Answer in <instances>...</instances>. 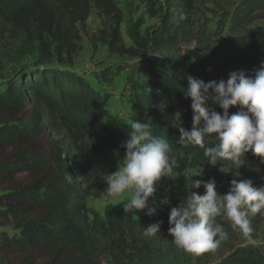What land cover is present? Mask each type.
I'll return each mask as SVG.
<instances>
[{
	"label": "trees",
	"instance_id": "trees-1",
	"mask_svg": "<svg viewBox=\"0 0 264 264\" xmlns=\"http://www.w3.org/2000/svg\"><path fill=\"white\" fill-rule=\"evenodd\" d=\"M161 1V24L153 37L148 33L141 36L133 27L129 32L133 46L127 48L120 34L122 14L114 0H0V85L5 87L0 93V181L15 174L32 175L29 185L8 190L0 198L6 204L0 207V229L9 230L0 232V264L114 263L119 254L134 248V229L143 231V227L163 221L160 232L168 234L169 211L182 199H166L170 185L166 176L157 183V212L152 217L144 210L137 211L140 216L133 219L135 211L124 210L127 200L106 204L102 214L87 206L89 198L100 199L106 188L103 182V187L93 183L88 155L111 149L124 151L120 145L127 139L128 124L135 119L150 120L153 133L168 139L173 148L171 159L179 171L203 165L202 175L196 180L215 178L218 192H227L219 176L226 170L231 180L234 178L236 169L231 161L220 159L215 166L209 165L202 148L176 142V127L192 126L191 100L183 92L189 75L209 82L226 79L231 71L252 74L264 63V26L224 44L219 52L188 69L147 55L150 43L157 51L161 43L174 45L192 39L188 14L193 0ZM143 2L149 14L157 17L158 0ZM250 3L235 12L234 31L251 25L256 12L262 10L264 16V0ZM92 10L109 22L110 27L98 34L111 55L140 57L137 77L126 82L131 93L130 118L118 129L109 128L103 120L104 105L110 99L107 92L94 89L87 78L73 72L45 68L53 62H70L78 26L85 28ZM27 60L31 64L22 65ZM122 71L108 67L94 78L99 86L108 88ZM7 72L10 76L5 78ZM207 106L222 112L211 99ZM238 110L235 106L229 112ZM40 136L49 141L47 151H33L29 146ZM217 143L213 134L208 144ZM14 148L11 158H1L2 152ZM64 155L70 159H64ZM260 159L249 152L245 161L244 178L251 179L255 186H264ZM192 191L204 193L203 187ZM248 220V238L261 239L264 210L250 213ZM209 252L197 254L198 261L205 263ZM222 264H264V252L260 248L236 250Z\"/></svg>",
	"mask_w": 264,
	"mask_h": 264
},
{
	"label": "clouds",
	"instance_id": "clouds-1",
	"mask_svg": "<svg viewBox=\"0 0 264 264\" xmlns=\"http://www.w3.org/2000/svg\"><path fill=\"white\" fill-rule=\"evenodd\" d=\"M183 95L191 100L192 126L190 129L181 125L176 127L179 131L177 143L199 146L207 164L213 166L218 160L225 159L232 162L234 169H240L249 152L261 158L260 162L264 164V63L252 74L244 70L231 71L226 79L219 81L205 82L189 75ZM209 99L222 112L209 108ZM235 106H239V110L230 114L229 109ZM128 125L127 139L120 145L125 149L121 163L115 172L107 173L101 179L111 198L130 193L124 203L125 212L146 210V215L152 217L157 212L154 196L157 183L174 172L175 162L170 156L173 148L168 139L153 133L150 120L135 119ZM213 134L219 143L209 146L208 140ZM113 151L119 157V150ZM202 172L191 174L187 168L183 172L175 171L177 177L188 178L187 195L177 206L171 207L168 214V234L172 242L178 248L196 254L215 250L221 239L226 238L227 233L218 217L227 218L233 227L247 234L251 231L249 214L264 210V186H255L248 178H233L228 191L220 194L215 178L192 179ZM233 176L240 177V171H234ZM201 187L204 189L202 195L192 191ZM150 197L152 203H149ZM162 223L157 221L143 227V235L156 236Z\"/></svg>",
	"mask_w": 264,
	"mask_h": 264
},
{
	"label": "rangeland",
	"instance_id": "rangeland-1",
	"mask_svg": "<svg viewBox=\"0 0 264 264\" xmlns=\"http://www.w3.org/2000/svg\"><path fill=\"white\" fill-rule=\"evenodd\" d=\"M116 7L122 14V23L120 25V34L125 47H131L132 42L129 39L130 30L138 31V34L143 36L146 33L149 37H153L154 30L158 29L161 24V5L162 1L158 0L155 9H158V16L152 17L149 14L147 6L143 0H114ZM248 5H251L250 0H193L191 12L188 14L190 21L191 40L180 42L174 45L161 43V47L155 51L152 43L148 45L147 55L158 56L169 60L177 65H183L185 68L192 69L196 65L210 58L216 52H219L223 45L232 42L241 36L252 33L257 28L264 26V16H261L262 10L253 15V23L242 30L234 31L233 17L237 10L243 11ZM109 22L98 15L96 10H92L87 19L84 29L78 26L77 37L73 39L74 53L67 61L66 65H59L55 62L45 66L46 69H57L70 71L79 76L87 78L91 86L100 91L107 92L110 99L104 105L103 120L111 129L121 128L128 123L130 118V91L126 82L128 78H136V64L140 57H119L111 55L102 41L99 40L98 32L101 29H108ZM108 31V30H107ZM166 35L163 40H165ZM31 64V60L23 62L22 65ZM122 68L114 81L112 87H101L94 78V74L105 68ZM10 73L5 74L8 78ZM4 85H0V93L4 91ZM48 139L45 136H40L29 143L33 151H47L49 149ZM115 149L103 151L98 155L90 153L87 161L91 167L93 183L103 187L100 182H103L101 177L107 173H112L117 170L124 155V151L119 150V157L114 154ZM16 148L2 152L4 159H9L15 153ZM249 153L246 154L248 157ZM64 159L69 160L67 155ZM79 162L80 157H76ZM82 161V160H81ZM246 164V162H245ZM245 167L242 166L236 171H240V177L244 178ZM204 169L203 165L197 166L191 170V174H199ZM176 172H181L174 165V172L169 173L166 177L169 180V188L166 193V199L174 196L178 199H184L187 195L185 191L186 177L176 176ZM222 170L219 176V182L227 187H230L231 177L229 172ZM197 176L192 179L196 180ZM32 175L29 173H21L10 175L0 181V198L8 190L20 189L31 183ZM104 184V182H103ZM106 189V188H105ZM100 199L89 198L87 206L102 214L106 204H114L128 200L130 193H125L121 197L111 198L106 194ZM5 202L0 200V207L5 206ZM140 213L134 212L133 219H137ZM222 224L224 231L227 233L226 238L221 239L219 246L215 250H211L207 255L206 262L200 263L196 253L187 252L175 246L172 242V237L166 233H158L154 237H145L142 230L132 232L136 241L134 248L127 250L123 254L118 255V260L113 262H101V264H222L230 258L232 253L240 249L260 248L264 252V236L259 240H251L238 227H233L232 223L227 218H217ZM9 232L7 229H0V232ZM264 234V229H263ZM131 259V260H130ZM132 260L134 262H132Z\"/></svg>",
	"mask_w": 264,
	"mask_h": 264
}]
</instances>
